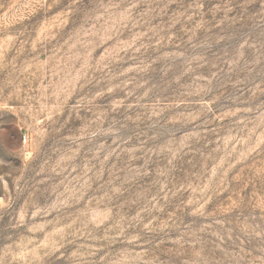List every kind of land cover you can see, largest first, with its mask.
I'll use <instances>...</instances> for the list:
<instances>
[{"label": "rangeland", "instance_id": "rangeland-1", "mask_svg": "<svg viewBox=\"0 0 264 264\" xmlns=\"http://www.w3.org/2000/svg\"><path fill=\"white\" fill-rule=\"evenodd\" d=\"M0 264H264V0H0Z\"/></svg>", "mask_w": 264, "mask_h": 264}]
</instances>
